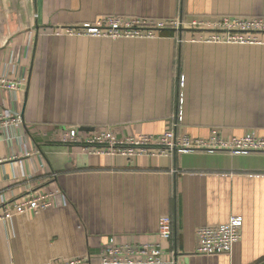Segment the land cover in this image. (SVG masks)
Returning a JSON list of instances; mask_svg holds the SVG:
<instances>
[{"label": "crops", "instance_id": "crops-1", "mask_svg": "<svg viewBox=\"0 0 264 264\" xmlns=\"http://www.w3.org/2000/svg\"><path fill=\"white\" fill-rule=\"evenodd\" d=\"M221 15L264 18V0H0V78L17 83L0 87V211L30 192L59 193L45 211L0 221V264L147 261L144 245H160L164 264H264V153L126 159L61 143L71 126L83 137L264 138V31L242 35L253 44L190 28L150 39L63 31L106 16ZM163 216L169 241L158 235ZM231 217L242 228L230 255L196 254V230Z\"/></svg>", "mask_w": 264, "mask_h": 264}, {"label": "built area", "instance_id": "built-area-1", "mask_svg": "<svg viewBox=\"0 0 264 264\" xmlns=\"http://www.w3.org/2000/svg\"><path fill=\"white\" fill-rule=\"evenodd\" d=\"M183 28L209 30L212 33L225 32L226 38L212 35L209 41L253 44L255 39L244 37L243 34L264 31L262 17H230L221 15L214 18H196L190 22L181 19L153 22L144 19L125 20L120 17L106 16L94 24H84L79 27H67L64 34L69 36H88L109 39H150L155 32L165 29L181 30ZM61 35V33H56ZM17 83L0 78V87L6 90H15ZM181 103V99L180 102ZM180 110L176 115L179 122ZM17 119L14 120L16 122ZM4 122L0 118V123ZM61 143L64 145L79 146L93 156L107 155L120 156L126 159L142 155L166 156L173 153H189L195 151L216 152L223 151L230 154L264 153V138L254 135L242 138H223L218 131H211L207 139H192L184 133L168 131L163 135H145L117 139L111 132H101L83 137L76 127H68L64 132ZM57 191H44L40 194L29 193L21 203L14 204L10 209L0 211V221L14 215L37 214L52 206L58 197ZM242 219L231 217L226 224L217 226H203L196 230V254L204 256L230 255L233 245L241 238ZM173 223L168 216L159 220L158 235L161 240L169 241L173 237ZM114 251H109L111 255ZM139 255L145 256L147 261H131L129 259L104 258L100 264H164L161 261L160 245H144ZM88 258L76 259L63 264H84Z\"/></svg>", "mask_w": 264, "mask_h": 264}]
</instances>
